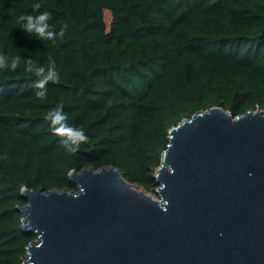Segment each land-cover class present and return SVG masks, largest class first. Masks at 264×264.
<instances>
[{"label":"trees","instance_id":"1","mask_svg":"<svg viewBox=\"0 0 264 264\" xmlns=\"http://www.w3.org/2000/svg\"><path fill=\"white\" fill-rule=\"evenodd\" d=\"M0 0V53L20 55L0 70V264H23L36 238L22 227L23 187L78 190L72 170L114 165L158 195L156 168L169 129L222 106L234 116L264 110V0ZM48 11L63 37L44 40L18 24ZM24 58L59 81L40 79ZM63 105L88 140L76 153L45 119Z\"/></svg>","mask_w":264,"mask_h":264},{"label":"water","instance_id":"2","mask_svg":"<svg viewBox=\"0 0 264 264\" xmlns=\"http://www.w3.org/2000/svg\"><path fill=\"white\" fill-rule=\"evenodd\" d=\"M168 139L160 199L114 165L72 170L76 191L23 187V264H264V110L212 106Z\"/></svg>","mask_w":264,"mask_h":264},{"label":"clouds","instance_id":"3","mask_svg":"<svg viewBox=\"0 0 264 264\" xmlns=\"http://www.w3.org/2000/svg\"><path fill=\"white\" fill-rule=\"evenodd\" d=\"M41 6L38 0L31 5L34 10L40 9ZM51 15L48 11L36 14H21L18 18V24L26 33L32 34L34 37L43 38L44 40L51 39L55 43L57 37H63L67 25L61 28L59 32H56L53 26L48 23ZM21 61L22 57L20 55L0 53V70L8 69L15 71L20 66ZM24 64L27 71L34 72L36 76L40 77V79L35 81L39 89L36 95L40 98H46L47 89L45 88V82L50 80L54 82L59 81V74L55 69L54 62L49 64L47 69L42 65H37L32 59L28 58H24ZM45 119L51 122L52 131L63 137L61 143L69 153H76L81 143L88 140V136L83 128H77L68 123L62 104L50 109ZM249 175H252V173L249 172Z\"/></svg>","mask_w":264,"mask_h":264},{"label":"rangeland","instance_id":"4","mask_svg":"<svg viewBox=\"0 0 264 264\" xmlns=\"http://www.w3.org/2000/svg\"><path fill=\"white\" fill-rule=\"evenodd\" d=\"M142 188V187H141ZM144 189V188H143ZM146 191V190H145ZM148 194H150L151 196H153L154 198L156 199H160V197L156 194H154L153 192H150V191H146Z\"/></svg>","mask_w":264,"mask_h":264}]
</instances>
